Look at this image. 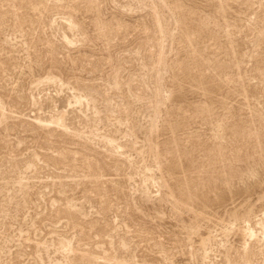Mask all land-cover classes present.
<instances>
[{
  "label": "rangeland",
  "instance_id": "1",
  "mask_svg": "<svg viewBox=\"0 0 264 264\" xmlns=\"http://www.w3.org/2000/svg\"><path fill=\"white\" fill-rule=\"evenodd\" d=\"M0 264H264V0H0Z\"/></svg>",
  "mask_w": 264,
  "mask_h": 264
},
{
  "label": "bare ground",
  "instance_id": "2",
  "mask_svg": "<svg viewBox=\"0 0 264 264\" xmlns=\"http://www.w3.org/2000/svg\"><path fill=\"white\" fill-rule=\"evenodd\" d=\"M62 122V121H61Z\"/></svg>",
  "mask_w": 264,
  "mask_h": 264
}]
</instances>
